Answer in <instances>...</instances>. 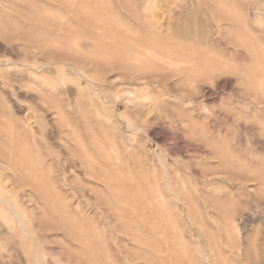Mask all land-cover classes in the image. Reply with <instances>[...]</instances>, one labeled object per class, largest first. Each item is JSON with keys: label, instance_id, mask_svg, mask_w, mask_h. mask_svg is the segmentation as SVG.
<instances>
[{"label": "rangeland", "instance_id": "obj_1", "mask_svg": "<svg viewBox=\"0 0 264 264\" xmlns=\"http://www.w3.org/2000/svg\"><path fill=\"white\" fill-rule=\"evenodd\" d=\"M0 264H264V0H0Z\"/></svg>", "mask_w": 264, "mask_h": 264}, {"label": "bare ground", "instance_id": "obj_2", "mask_svg": "<svg viewBox=\"0 0 264 264\" xmlns=\"http://www.w3.org/2000/svg\"><path fill=\"white\" fill-rule=\"evenodd\" d=\"M168 65V64H167ZM70 68V67H69ZM128 100V99H127ZM126 100V101H127ZM130 102V101H129ZM132 104V103H131ZM263 151V150H262ZM2 202V201H1ZM10 204V203H9ZM9 207H11V206H9ZM16 216L18 217V218H20V216L18 215V214H16Z\"/></svg>", "mask_w": 264, "mask_h": 264}]
</instances>
